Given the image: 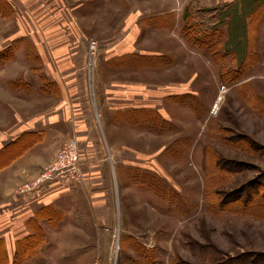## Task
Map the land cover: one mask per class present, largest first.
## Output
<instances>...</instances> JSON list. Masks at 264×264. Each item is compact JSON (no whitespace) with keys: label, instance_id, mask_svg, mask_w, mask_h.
<instances>
[{"label":"rangeland","instance_id":"rangeland-1","mask_svg":"<svg viewBox=\"0 0 264 264\" xmlns=\"http://www.w3.org/2000/svg\"><path fill=\"white\" fill-rule=\"evenodd\" d=\"M5 1L0 149L32 129L63 136L51 132L35 149L41 170L31 180L7 189L11 178L0 177V264H264V0H146L149 25L164 14L163 27L133 35L113 62L105 49L121 38L119 20L110 45L73 36L79 87L48 97L46 75L35 74L48 67L40 27L63 21L60 0ZM107 2L98 15L118 14V1ZM67 144L77 177L40 181ZM26 183L34 188L22 192ZM26 195L36 201L34 235L13 228L28 209L4 207ZM43 202L49 219L38 218Z\"/></svg>","mask_w":264,"mask_h":264},{"label":"crops","instance_id":"crops-1","mask_svg":"<svg viewBox=\"0 0 264 264\" xmlns=\"http://www.w3.org/2000/svg\"><path fill=\"white\" fill-rule=\"evenodd\" d=\"M107 1L109 0H60L62 16L64 17L63 21L61 19H46L42 21L40 28H42V31L44 33L45 51L44 53H40L38 50V54L40 56L42 54L41 57H43L44 60L47 61L46 64L48 67H45L43 69V72L38 71L35 74L38 75V77L46 75V78L44 77V81H41L42 84L40 87L41 91L44 90V92L42 91L44 97L50 96V90L56 92L59 90L61 91L62 95L67 87H70L73 90L78 89L79 87V75H82V71L80 67L69 61L75 58V53L70 52L71 42L75 41V43L78 44V41L73 39V36H75V38L81 37V39L85 36L97 39V36H99L101 41L110 45L109 35L111 34V31L113 32L112 27H116V21L119 20L120 30L118 32L121 35V38L118 40L116 47H112L113 49L110 47L114 51L109 52L110 48L108 47L105 49L107 60H111L113 62V60L126 55L125 45L132 41L131 37H133V35L136 39H138L142 35V31H144L143 29H146L147 27L161 28L164 26V14L160 16L159 20H157L158 22H156V25L153 26L151 23L149 25L146 0H143L145 1L143 2V5L136 4L135 6H133L132 3V9L129 10L130 13H128L127 15L126 12H124L122 9H119L122 6V0H114L118 1V6L116 8L117 12H119L118 14H111V9L108 10L107 8H103L108 11L104 12L101 15H98V4L101 3L100 5H108L109 7H111V4ZM34 3L35 0L33 1V4ZM66 25L69 26L70 30L64 27ZM32 42L34 47L38 49L39 44H37L35 36L34 38L32 37ZM49 59L51 61H49ZM107 60L106 65L108 66L109 64L112 66V62L109 63L107 62ZM131 69L133 68H114V72H131ZM136 70L138 69L136 68ZM47 91L49 92L47 93ZM51 96L58 97L57 94H52ZM58 110L62 112V109ZM53 119L54 122L57 121L56 116ZM80 121L82 120L80 119ZM41 130L34 131L32 129V132L27 133L29 135L36 136L37 141L32 146L26 148L25 150L23 149L21 154L18 157H15L8 165L0 168L1 179L11 178L10 181H1L4 182L2 184L3 187H7V189H9L10 187L14 188L16 186L17 188L20 184L24 183L25 180H31V178H33V176L37 174L36 171L38 170L39 172L41 170V166H39L37 163L35 164V149L42 146H48V144H46V140L51 132L54 136H59L60 134L62 135H60L59 137L63 136V130H61L57 126H51V132L46 131L44 128ZM72 132H74V130ZM29 171L32 173L30 174ZM17 199L19 200L16 201ZM17 199L15 200V198L12 197L4 207L6 208L10 203V210L13 214H18L25 209H28L31 215H28L24 218L21 217L20 219L23 218V221L20 220V223L18 225L16 224V226H13V228L16 229L15 233H30L31 226L29 224V221L36 219V210L34 209L36 201L35 199L32 200L29 195ZM46 203L49 202H43V204L39 203V209L49 207L46 206ZM8 225L9 223L5 220L4 228H6L7 230Z\"/></svg>","mask_w":264,"mask_h":264},{"label":"built area","instance_id":"built-area-1","mask_svg":"<svg viewBox=\"0 0 264 264\" xmlns=\"http://www.w3.org/2000/svg\"><path fill=\"white\" fill-rule=\"evenodd\" d=\"M89 52H90V59L88 63V69H93L96 65V54H97V45L95 41L89 42ZM96 68V67H95ZM91 71V70H88ZM54 165L49 166L45 168V172L42 174L41 180L43 182H46L50 179H53L52 176L55 174L57 177H61L63 179L69 178V177H77L78 169H77V163H76V147L74 144H67L65 148L60 152L59 157L57 160L53 163ZM60 164L61 167L57 166ZM55 170L54 172L52 171ZM72 175V176H71ZM38 185V184H37ZM34 188L33 184L26 183L21 191H29Z\"/></svg>","mask_w":264,"mask_h":264},{"label":"trees","instance_id":"trees-1","mask_svg":"<svg viewBox=\"0 0 264 264\" xmlns=\"http://www.w3.org/2000/svg\"><path fill=\"white\" fill-rule=\"evenodd\" d=\"M0 2L4 6L7 5V2L5 0H0ZM191 32L192 31H188L189 34L187 33V35L189 36ZM191 35H192V37H194L193 34H191ZM145 114H147V112ZM129 115H130V113H129ZM153 121H154L153 123L160 122L158 120V118L157 119L156 118L153 119ZM164 124L166 125L165 122H164ZM36 141H37L36 136L27 134L26 137L19 138V140H17V141L14 142V144H12L10 146H7V147H5L3 149H0V168L8 165L15 157H18L21 154V152L23 151V149L25 150L26 148L32 146ZM14 146H16V147L18 146V148H19L18 153H15V151L11 153L12 149L14 148ZM3 157H5V158H3ZM50 209H52V208L51 207H46L43 210H41L39 212V217L38 218L39 219H41V218H48L49 219L50 215L48 213H46V212L47 211H50ZM41 215H43V216H41ZM33 223L35 225V220L34 219L29 221V224L31 226L30 229L33 230V235H34L35 234V231H34L35 227L33 226ZM250 263H251L250 261H244V264H250ZM251 264H255V262H252Z\"/></svg>","mask_w":264,"mask_h":264}]
</instances>
